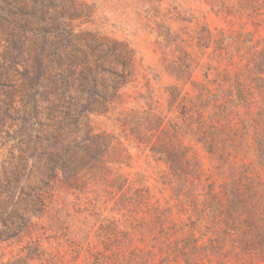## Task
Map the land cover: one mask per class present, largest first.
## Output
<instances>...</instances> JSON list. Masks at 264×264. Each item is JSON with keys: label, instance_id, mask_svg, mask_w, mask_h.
I'll list each match as a JSON object with an SVG mask.
<instances>
[{"label": "rangeland", "instance_id": "rangeland-1", "mask_svg": "<svg viewBox=\"0 0 264 264\" xmlns=\"http://www.w3.org/2000/svg\"><path fill=\"white\" fill-rule=\"evenodd\" d=\"M210 30L239 36L244 43L234 42L228 58L252 66L264 48V2L252 13L244 0H0V201H9L7 173L16 197L22 194L13 169L27 177L36 148L47 181L37 180L45 209L32 235L46 255L36 263H91V251L101 254L100 263H123L133 243L141 245L139 226L152 218L148 204L166 205L172 190L167 165L133 141L128 123L149 108L152 91V107L168 113L178 57L200 63L199 81L212 59L218 64ZM127 74L117 92L116 81ZM97 149L116 155L101 162ZM200 152L210 179L217 161ZM143 187L148 203L139 198ZM114 226L119 232H110ZM17 253L18 246L0 242V264Z\"/></svg>", "mask_w": 264, "mask_h": 264}, {"label": "trees", "instance_id": "trees-1", "mask_svg": "<svg viewBox=\"0 0 264 264\" xmlns=\"http://www.w3.org/2000/svg\"><path fill=\"white\" fill-rule=\"evenodd\" d=\"M244 1L252 13L264 2ZM247 35L250 47L256 48L253 34ZM238 41L239 36L222 32L215 37L210 30V47L222 56L216 58L215 66L212 59L203 81L194 78L200 65L194 57H178L170 71L175 83L166 91L168 113L152 107V91L149 108L129 121L133 141L145 144L152 157L167 165L165 180L172 195L164 206L148 204L152 218L139 226L141 245L133 243L123 263L114 264H264V48L256 49L252 66L240 63L238 67L233 57L228 58L231 45ZM128 83V74L122 75L114 88L118 92ZM255 103L260 105L254 111ZM101 108L106 112L109 107ZM172 111L177 113L175 117L170 116ZM35 150L31 159L36 163L27 177L18 166L13 169L22 193L18 197L11 178L5 175L9 201H0V242L18 246V253L13 261L2 264H66L36 263L46 255L40 239L32 235L38 226L36 219L45 209L41 207L45 195L37 180L47 181L41 171L43 156L34 154ZM200 150L217 161V174L210 179ZM94 154L101 162L116 155L102 149ZM21 162L28 167L25 156ZM27 189L34 191L33 195ZM149 194L147 188L139 189L141 201L148 203ZM30 202L38 204L36 212ZM109 230L119 232L117 226ZM80 251H75L77 256ZM91 254L92 262L84 264H109L100 263L99 252Z\"/></svg>", "mask_w": 264, "mask_h": 264}]
</instances>
